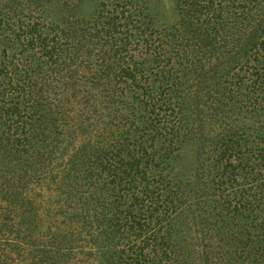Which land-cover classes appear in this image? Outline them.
I'll return each instance as SVG.
<instances>
[{
  "label": "trees",
  "instance_id": "1",
  "mask_svg": "<svg viewBox=\"0 0 264 264\" xmlns=\"http://www.w3.org/2000/svg\"><path fill=\"white\" fill-rule=\"evenodd\" d=\"M0 0V264H264V0Z\"/></svg>",
  "mask_w": 264,
  "mask_h": 264
},
{
  "label": "rangeland",
  "instance_id": "2",
  "mask_svg": "<svg viewBox=\"0 0 264 264\" xmlns=\"http://www.w3.org/2000/svg\"><path fill=\"white\" fill-rule=\"evenodd\" d=\"M103 0H85L83 1L80 11L81 13L79 16L81 18L87 19L93 16L97 6ZM174 3L171 0H167L162 3L160 8V12L164 16L163 23H172L175 20V11H174Z\"/></svg>",
  "mask_w": 264,
  "mask_h": 264
}]
</instances>
